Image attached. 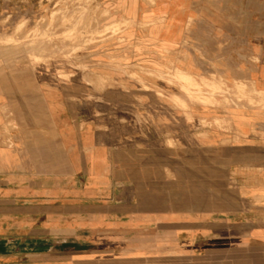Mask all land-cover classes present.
<instances>
[{"label": "crops", "instance_id": "1", "mask_svg": "<svg viewBox=\"0 0 264 264\" xmlns=\"http://www.w3.org/2000/svg\"><path fill=\"white\" fill-rule=\"evenodd\" d=\"M100 1L113 23H134L115 48L124 65L226 72L264 91V0ZM16 4L0 0V17ZM230 121L231 131L213 126L199 138L146 90L57 79L41 65L1 74L0 264H264V205L109 184L126 170L143 181L154 169L183 171L168 133L199 172L183 180L264 165V115L234 111Z\"/></svg>", "mask_w": 264, "mask_h": 264}, {"label": "rangeland", "instance_id": "2", "mask_svg": "<svg viewBox=\"0 0 264 264\" xmlns=\"http://www.w3.org/2000/svg\"><path fill=\"white\" fill-rule=\"evenodd\" d=\"M15 2L18 7H13L14 12L0 17V75L41 65L51 68L57 79H82L93 87L119 84L124 90L128 87L146 90L163 99L168 109L179 111L184 121L194 124L199 138L206 137L207 130L213 126L231 131L234 111L256 110L264 115V91L226 72L197 75L185 68H175L174 64L166 65L161 71L124 65L128 63L127 57L122 54L117 57L115 48L122 45L123 30L134 23L125 19L113 23L100 0ZM111 73L118 74L119 78L111 77ZM195 110L211 112L193 119ZM136 121L149 126L143 116H137ZM167 147L171 157L183 158V171L158 168L153 170L150 181H143L128 178L126 170L119 181L109 183L111 188L147 189L166 194L202 192L211 195L216 205L222 204L224 195H231L232 201L239 205H264L262 163L242 165L225 176L200 172V177L204 174L207 180H183L199 173L197 167L187 164L183 145L170 133ZM143 154L141 149L136 151V157ZM142 170L143 167L136 166V173Z\"/></svg>", "mask_w": 264, "mask_h": 264}]
</instances>
